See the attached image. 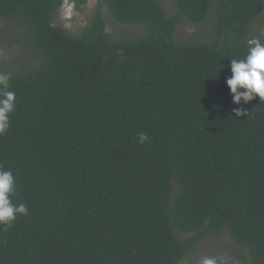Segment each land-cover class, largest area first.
<instances>
[{
	"label": "trees",
	"instance_id": "obj_1",
	"mask_svg": "<svg viewBox=\"0 0 264 264\" xmlns=\"http://www.w3.org/2000/svg\"><path fill=\"white\" fill-rule=\"evenodd\" d=\"M170 1L98 0L145 31L112 41L98 10L73 35L63 0H0L37 61L8 73L0 169L28 214L0 225V264H181L222 231L264 264V101L226 86L264 0ZM182 20L204 33L178 41Z\"/></svg>",
	"mask_w": 264,
	"mask_h": 264
},
{
	"label": "rangeland",
	"instance_id": "obj_2",
	"mask_svg": "<svg viewBox=\"0 0 264 264\" xmlns=\"http://www.w3.org/2000/svg\"><path fill=\"white\" fill-rule=\"evenodd\" d=\"M160 1L167 15L173 13L174 7L170 0ZM97 6L98 0H63L56 23L61 24L68 32L75 35L80 33L98 10L104 21L105 32L112 41H126L145 33L143 29L137 27L141 25L121 24L110 15L104 6L99 9ZM212 18L213 15H208L207 22ZM205 24L194 25L182 20L175 31V38L178 41L194 40L204 33ZM14 27V23L0 20V74L26 71L34 67L37 62L35 60L30 65L25 64L23 57L33 53V51L23 45L25 35L16 30L13 31ZM263 30L264 12L255 18L250 37L261 40L264 35ZM139 38L143 37L137 39ZM26 65L27 67H25ZM203 257H216L218 264H253L246 250L237 247L226 231L211 232L200 237L194 249L181 264H199V260Z\"/></svg>",
	"mask_w": 264,
	"mask_h": 264
},
{
	"label": "clouds",
	"instance_id": "obj_3",
	"mask_svg": "<svg viewBox=\"0 0 264 264\" xmlns=\"http://www.w3.org/2000/svg\"><path fill=\"white\" fill-rule=\"evenodd\" d=\"M62 6V5H61ZM231 76L226 80L234 104L247 105L259 97L264 101V42L258 38L247 41V52L241 59L229 60ZM10 76L0 74V135L9 128V116L15 107V93L9 91ZM241 89L243 91H241ZM236 116L247 115V109L235 108ZM147 135L140 133L138 142L143 144ZM15 193V180L11 171L0 169V225L11 226L17 215H27L24 204L14 205L10 197ZM199 264H218L216 257H203Z\"/></svg>",
	"mask_w": 264,
	"mask_h": 264
}]
</instances>
